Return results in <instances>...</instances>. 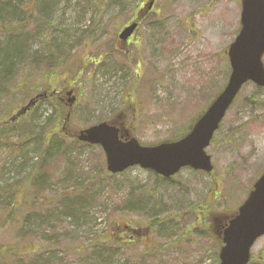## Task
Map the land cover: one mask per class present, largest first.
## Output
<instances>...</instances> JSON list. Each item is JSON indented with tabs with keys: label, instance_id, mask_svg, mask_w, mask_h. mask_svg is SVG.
Here are the masks:
<instances>
[{
	"label": "rangeland",
	"instance_id": "rangeland-1",
	"mask_svg": "<svg viewBox=\"0 0 264 264\" xmlns=\"http://www.w3.org/2000/svg\"><path fill=\"white\" fill-rule=\"evenodd\" d=\"M5 1L0 6L23 7L25 14L16 24L10 16L9 25L0 21V53L10 33H19L20 44L29 35V51L9 53L15 64L9 78H0V124L38 92L74 87L70 127L117 117L124 137L151 145L190 129L227 81L224 51L239 28L240 0H155L124 47L119 30L149 0ZM64 113L56 98H46L0 125V202L16 203L18 214L15 222L0 220V264H92L87 258L100 249L105 264H219L217 218L242 203L264 170V87H242L205 148L210 172L184 167L167 179L138 166L108 173L100 146L63 136ZM25 132L31 137L24 139ZM54 143L63 150L44 153ZM41 170L43 179L31 178ZM65 174L90 182L95 199L84 215L24 223L26 210L36 211L34 220L47 216ZM251 254L248 264H264V235Z\"/></svg>",
	"mask_w": 264,
	"mask_h": 264
},
{
	"label": "water",
	"instance_id": "water-1",
	"mask_svg": "<svg viewBox=\"0 0 264 264\" xmlns=\"http://www.w3.org/2000/svg\"><path fill=\"white\" fill-rule=\"evenodd\" d=\"M241 3V29L228 51L232 69L229 81L186 136L178 141L164 142L156 146H141L133 137L121 141L118 136L119 129L107 122L78 131V140L102 146L108 171L116 173L140 165L169 177L182 166L205 171L212 169L210 157L204 148L209 145L234 96L249 79L264 86V68L260 60L264 52V0H241ZM135 26L133 23L124 28L119 39L125 40L129 37ZM39 96H35L21 108L17 116L33 106ZM74 100V97L68 98V105L72 106ZM263 233L264 172L238 208V213L222 230L223 246L219 252V264H246L251 245Z\"/></svg>",
	"mask_w": 264,
	"mask_h": 264
},
{
	"label": "trees",
	"instance_id": "trees-1",
	"mask_svg": "<svg viewBox=\"0 0 264 264\" xmlns=\"http://www.w3.org/2000/svg\"><path fill=\"white\" fill-rule=\"evenodd\" d=\"M5 2L10 3L9 0H6ZM43 3H44V1H43ZM40 6L41 5H39V7ZM21 13L25 14V10L23 7L6 6V4H4L3 6H0L1 25L2 26L4 25L3 22L8 23L7 21L4 20L6 18V16H4L5 14H8V15L12 14V16H10V17L13 18V23L16 24V22L19 21L16 19H20L17 16L20 15ZM8 25H9V23H8ZM22 30H23L22 27L19 26V32H21ZM10 35L14 38V40H12V41L8 40L7 45L5 44L4 48L2 46L1 51L5 54L8 51L10 53L11 49L12 50L15 49L18 54H21L22 52L27 54L29 51V49L25 48V46H26L25 43L27 41V38L26 37L24 38V36H23V43H22L23 47L21 48V47H18L16 45V41H17V44L21 43V37L18 38L19 33H10ZM5 55H7V54H5ZM5 55H4L2 62H1L0 72L1 71L10 72L12 65L15 64V60L12 59V55H9L6 57H5ZM24 57H26V56H24ZM24 130H26V129H24ZM24 130L22 132H24ZM31 134H32L31 132H29V133L25 132L24 133V139L31 137ZM52 134H53V136L58 135V133L56 131H54ZM63 136L66 137L65 135H63ZM37 139L39 141L41 140L40 137H37ZM60 140H62V139L60 138ZM63 142H65V140ZM46 146H47V149L45 150L44 153H48L50 151L60 152L61 150H63V144H55L54 143V145L50 146V145L46 144ZM30 176H31V178L35 179L36 181H40L41 179H43L45 177L44 170H41L36 175L34 174V171H33L30 173ZM64 176L65 177H60V179L58 180L61 184H63L62 190L59 191L57 194L53 195V196H55L54 197L55 201L53 203H51V207L48 208V210H46V209L44 210V211H47V216L43 219H40V220L39 219L34 220V216L36 215L34 212H36V211L34 209L33 210H26V212L24 214V218H23L24 223L27 224V222H30L31 225H33V223L36 222L37 227H39L41 225V223L50 225L52 222L60 221L61 219H65V218H69L71 221H74L76 219L78 220L80 217H82V215H84V213L88 210L87 206L91 205L95 199V194L92 192V190L90 188V182L89 181L83 182L84 179H80V178L76 179L77 182L76 181L72 182L68 179L69 176H67L66 174ZM65 178H66V180H65ZM26 179L30 180L27 177H26ZM66 182H70L71 187L65 186L64 184ZM1 191H2V193H4L8 197L12 193V192H10V189L1 190ZM37 193L40 194L41 191H38ZM21 198H22V201H25L28 199L27 196H24V197L22 196ZM6 199H7V202L9 203V199L8 198H6ZM24 204L28 205V201H26ZM52 204H54L56 207H54ZM39 205L43 208V206L41 204H39ZM15 207H16V203H14L12 206L8 207V204L4 205L2 203V201L0 202V210H1L0 211V220H2V225H4L8 221L15 222V220H17L18 214L15 213L16 212ZM54 209H56V210H54ZM53 210L55 212L54 214L51 212ZM2 225H0V226H2ZM127 226H128V224H127ZM27 233H29L32 237L35 235L32 232H27ZM111 235H114L113 230L106 232V238L108 236H111ZM34 241H39V240H34ZM40 242L44 243V238L41 239ZM0 249H1V247H0ZM101 250H103V249L96 250L97 252L96 251L92 252L91 255L87 259H89V261L92 264H105L107 261V257L105 259H103L101 255L103 252H106V251H101ZM84 263H86V259L84 260Z\"/></svg>",
	"mask_w": 264,
	"mask_h": 264
},
{
	"label": "bare ground",
	"instance_id": "bare-ground-1",
	"mask_svg": "<svg viewBox=\"0 0 264 264\" xmlns=\"http://www.w3.org/2000/svg\"><path fill=\"white\" fill-rule=\"evenodd\" d=\"M4 16L9 17V16H12V14H11V15L5 14ZM25 37L28 39L29 35H26V34H25V35H24V38H25ZM8 40L12 41V40H14V38H13V37H10V38H8ZM17 46H18V47H21V48L23 47L22 44H20V43L17 44ZM11 51H12V49H11ZM0 54H4V53L2 52V53H0ZM5 54H7V55H5V57H6V56H9V55H12V54H9V52H6ZM14 55H15V54H14ZM9 75H10V72H6V71H1V72H0V78H9Z\"/></svg>",
	"mask_w": 264,
	"mask_h": 264
}]
</instances>
